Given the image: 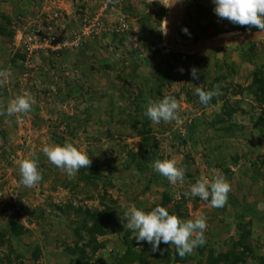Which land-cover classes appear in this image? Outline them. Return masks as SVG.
Returning a JSON list of instances; mask_svg holds the SVG:
<instances>
[{"label": "rangeland", "instance_id": "obj_1", "mask_svg": "<svg viewBox=\"0 0 264 264\" xmlns=\"http://www.w3.org/2000/svg\"><path fill=\"white\" fill-rule=\"evenodd\" d=\"M179 1L181 17L169 0H0V71L11 73L0 87V264L264 263V39L220 18L213 0ZM178 18L165 48L162 23ZM217 85L202 104L196 87ZM24 92L32 110L8 115ZM165 96L181 100L180 120L153 124L148 103ZM66 142L92 160L72 178L42 151ZM30 155L43 176L32 188L18 163ZM173 156L187 168L182 185L152 167ZM214 169L231 184L221 208L185 195ZM133 204L203 214L206 243L183 258L171 244L152 252L125 227Z\"/></svg>", "mask_w": 264, "mask_h": 264}, {"label": "clouds", "instance_id": "obj_2", "mask_svg": "<svg viewBox=\"0 0 264 264\" xmlns=\"http://www.w3.org/2000/svg\"><path fill=\"white\" fill-rule=\"evenodd\" d=\"M213 3L216 6L214 11L220 18L249 29L255 27L258 30L253 34L254 39H264V0H213ZM183 31L188 30L185 28ZM231 44L233 43H227L226 48ZM180 71L184 70L181 68ZM10 75V72L0 71V87L8 81ZM191 76L194 80H198L200 71L193 67ZM195 93L204 105H208L213 97L222 94L219 85L208 91L198 86ZM35 103V97L30 92H24L9 102L7 114H27ZM180 110L181 100L175 96H165L159 101H149L145 115L153 124H159L161 121H179ZM3 114L0 112V115ZM42 151L52 164L65 171L70 178L75 177L81 168L90 167L92 163L84 148L72 142H66L63 145H45ZM18 163L20 184L23 186L35 187L43 179L38 168V158L30 155ZM152 167L173 185L178 182L183 184L187 168L186 166L181 167L180 161L175 156L170 159L167 157L163 160L157 159L152 163ZM213 173L211 178L201 176L191 186L190 193H185V195L199 196L205 201L210 198V207L221 208L228 201L231 184L219 170L214 169ZM258 207L264 210V204ZM124 218L127 220L125 227L135 230L134 238L138 242L147 241L152 246V252L163 254L165 250L160 248L161 243L171 244L176 246L179 256L183 258L191 254L198 246L206 243L204 233L207 229V218L203 214L197 215L194 219L183 220L176 214H170L163 206L144 211L133 204L124 213Z\"/></svg>", "mask_w": 264, "mask_h": 264}, {"label": "crops", "instance_id": "obj_3", "mask_svg": "<svg viewBox=\"0 0 264 264\" xmlns=\"http://www.w3.org/2000/svg\"><path fill=\"white\" fill-rule=\"evenodd\" d=\"M169 2H170V8H169V11L171 10V1L169 0ZM183 3V2H182ZM18 5V2L16 3V6ZM177 14L175 13V16H176ZM182 16V13H180V15H178V17H181ZM179 19L180 18H178V19H176V23H175V25L174 24H172L171 22L169 23V24H167L166 22H165V24L164 23H162V27H161V32H159L158 34L160 35H158L159 37V39L158 40H162V44H163V46L166 48H169L170 46L169 45H167V43H166V41H165V39L168 41V42H170V45H172L173 46V44H171L172 43V41H173V39L172 40H170L169 39V32H170V26H174L173 27V30L171 31V32H173V36H175L176 35V32H177V30H178V27H179V25H180V22H181V20L179 21ZM167 24V25H166ZM175 34V35H174ZM175 40V43H176V38H174ZM169 46V47H168ZM175 48V47H174ZM176 49V48H175Z\"/></svg>", "mask_w": 264, "mask_h": 264}, {"label": "trees", "instance_id": "obj_4", "mask_svg": "<svg viewBox=\"0 0 264 264\" xmlns=\"http://www.w3.org/2000/svg\"><path fill=\"white\" fill-rule=\"evenodd\" d=\"M138 133H139V135H140V137H144V138H146L145 139V142H144V144H142L141 146H140V149H141V151L142 152H144V161H145V159H146V161H148L149 162V160H151L152 159V161L154 160L153 158H150L149 157V154H150V152L148 151L149 149L147 148V146H148V142H149V140H150V137H146V136H149V134H148V131L147 130H145L143 127L138 131ZM149 160H148V159ZM182 204V203H181ZM181 204L180 203H176L175 204V206H174V210H180V208H181ZM84 227V226H83ZM149 246H150V244H149ZM149 248H151V247H149ZM133 250V249H132ZM211 264H229V262H228V260H216V259H214L212 262H211ZM264 264V263H263Z\"/></svg>", "mask_w": 264, "mask_h": 264}, {"label": "bare ground", "instance_id": "obj_5", "mask_svg": "<svg viewBox=\"0 0 264 264\" xmlns=\"http://www.w3.org/2000/svg\"><path fill=\"white\" fill-rule=\"evenodd\" d=\"M171 10L174 11L178 16V13H179V10H180V1L179 0H172V7H171ZM174 16V15H172ZM173 19V18H172ZM175 20V19H174ZM172 24H175L176 23V20L173 21V20H170ZM173 27L174 26H170V32H169V39L172 40L173 39V32H171L173 30Z\"/></svg>", "mask_w": 264, "mask_h": 264}, {"label": "built area", "instance_id": "obj_6", "mask_svg": "<svg viewBox=\"0 0 264 264\" xmlns=\"http://www.w3.org/2000/svg\"><path fill=\"white\" fill-rule=\"evenodd\" d=\"M94 30H91V32H93ZM66 45V44H65ZM69 44H67V46H68ZM80 45H82L81 44V42L80 41H76V42H73L72 44H71V46H74V47H79Z\"/></svg>", "mask_w": 264, "mask_h": 264}]
</instances>
